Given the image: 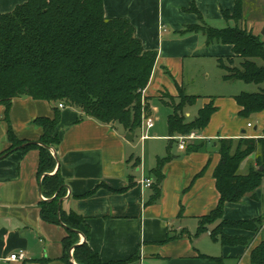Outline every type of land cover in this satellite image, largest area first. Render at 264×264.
<instances>
[{
    "label": "crops",
    "instance_id": "obj_1",
    "mask_svg": "<svg viewBox=\"0 0 264 264\" xmlns=\"http://www.w3.org/2000/svg\"><path fill=\"white\" fill-rule=\"evenodd\" d=\"M25 1L0 0V13L11 12ZM235 1L102 0L106 17L128 18L143 47L156 51L151 77L143 90V95L151 98L152 120L157 111L153 100L166 104L161 96L176 98L180 88L201 99L199 105L194 104L196 116L209 102L216 108L204 128L186 134L192 133L193 137L185 140L183 149L176 137L184 134L169 136L167 118L163 129L156 128L153 121L150 128H144V138L140 130L139 138L144 144L140 155L132 152L121 125L103 124L69 106L59 108V144L51 150L58 161L52 172L58 167L64 180V194L58 203L63 211H75L84 218L85 227L80 229L82 234L77 233L76 244L85 241L103 263L250 264L251 251L264 238V180L254 191L256 199L246 194L237 202L226 201L223 206L224 219H260L256 233L223 229L227 235L252 237L247 246L213 241L211 224L198 231L199 219L215 209L220 197L213 177L220 159L218 140L261 135L264 113L254 115L259 119V130L250 117L238 114L240 108L234 99L237 94L227 89L237 80L224 79V71L217 65V58L232 55V46L220 42L206 44L201 33L181 30L198 22L196 13L189 10L191 6L212 27H216L213 23L233 21H225L223 11L232 12ZM249 1L256 10L264 2L242 0L243 18ZM244 20L238 25L255 35L264 27L263 19ZM54 105L28 96L14 98L7 112L0 105V152L10 146L8 126L18 140L37 141L42 129L34 120L52 118ZM189 107L184 108L188 117ZM171 139L177 142V151L173 153L170 145L164 149L158 144L163 140L170 144ZM199 143L202 146L197 150L188 151L190 145ZM168 150L173 157L163 165L159 198L148 203L155 181L150 171ZM256 155L257 152L248 156L252 159L246 173L250 166H256ZM38 162L39 151L35 148L14 149L0 157V264H65L63 240L68 229L64 223H50L41 217V201L51 199L42 190ZM146 179L151 180L148 187ZM72 247L69 255L71 250L73 253ZM21 249L26 252V259H6ZM69 260L74 262L71 256Z\"/></svg>",
    "mask_w": 264,
    "mask_h": 264
},
{
    "label": "trees",
    "instance_id": "obj_2",
    "mask_svg": "<svg viewBox=\"0 0 264 264\" xmlns=\"http://www.w3.org/2000/svg\"><path fill=\"white\" fill-rule=\"evenodd\" d=\"M189 10L196 13L198 22L186 25L181 33L199 32L206 44L220 42L232 46L231 56L217 58L224 79L264 83V41L260 34L255 35L238 25L243 19L242 0L235 1L232 12L223 11L225 21L233 20L234 26L212 27L195 7L191 6ZM235 59L237 66L234 65ZM155 60L156 51L143 47L128 18L105 16L102 0H26L11 12L0 13V105L7 112L11 101L23 96L55 104L52 118L34 120L42 129L36 143L17 148L25 141L18 140L8 126L10 146L0 152V157L15 148L39 151L37 174L42 177L43 192L51 199L41 201L40 214L47 222L64 223L67 227L68 235L63 240L65 264L124 262L103 263L85 241L76 244L78 235L71 229L85 227L84 218L75 211H63L58 203L64 194V180L58 167L50 174L58 163L51 151L59 144L56 133L60 119L58 104L79 110L103 124H119L125 132L134 133L143 118L151 113V98L144 96L143 90L149 82ZM177 97L178 102L168 104L172 109L167 116L169 136L204 128L216 109L212 102L201 107L193 120L186 121L184 108L194 105L198 96L187 94L180 88ZM234 99L240 108V117L264 113V88L257 92H240ZM218 142L220 159L213 177L220 197L215 209L199 219L198 231L219 219L218 226L210 232L213 241L221 245L247 246L252 237L227 235L223 229L256 233L260 219H224L223 206L226 201L237 202L246 194L256 199L254 191L264 180V115L261 135L223 138ZM201 146L202 143L190 145L188 151ZM255 152L256 166H250L246 174H239L241 161ZM172 157L168 150L150 171L155 181L148 203L159 198L162 168ZM72 245L74 262L69 260ZM250 264H264V238L251 251Z\"/></svg>",
    "mask_w": 264,
    "mask_h": 264
},
{
    "label": "rangeland",
    "instance_id": "obj_3",
    "mask_svg": "<svg viewBox=\"0 0 264 264\" xmlns=\"http://www.w3.org/2000/svg\"><path fill=\"white\" fill-rule=\"evenodd\" d=\"M262 1H264V0H262ZM254 9H255V7H253L252 1H249L248 4L245 5V14L244 15L246 17L243 18V20L245 19L244 21H246L248 19H259V20L263 19V21H264V2L260 6L259 10L255 9L256 10L255 11ZM212 25H214V26L216 25V27H224L226 25L233 26L234 22L233 21H229V22H227V24L220 22L219 24L213 23ZM263 28L264 27H262V29L259 32V34L261 35V39L264 41V33L262 34ZM258 62H260V61H258ZM234 65H236V66L238 65V61L236 59L234 60ZM229 86L230 87L227 88V89L230 90V91H234L235 94H239L240 92L251 93V92H257L261 88H264V83L255 84V83L244 82L242 80H237L234 83H230ZM161 97H164V101H165L166 104H171V103L178 102V97H176V98L172 97L170 99L165 94H163ZM200 103H201V99L198 98L196 104L199 105ZM166 104H164L163 102L159 101L158 99H154L153 103H152V105L157 108V111L154 113V115L152 117H153L154 123L156 124V128H158V129L159 128L160 129L164 128L167 115L172 112L171 106L170 105L168 106ZM197 105H193V106H191V107H189L187 109V110L190 111V116L189 117L186 116L185 112H184L186 120H188V121L192 120L196 116ZM250 121L253 122V125H256V127H257L256 129L259 130V127H260L259 119L256 118L255 116H251L250 117ZM117 125H119V124H117ZM184 135H186V134H184ZM139 137H140V129L137 128L135 130V132H134L133 139L128 142L130 144V146L133 147V151L132 152L135 153L136 155H140V150L142 148H144V144H143V142L140 141ZM158 144L160 146H162L164 149H166L168 147V145H170L169 149H170V151L172 153L177 151V142L176 141H172L170 144H168L167 140H163V141L159 142ZM186 144H188V141L186 142ZM145 145H146V143H145ZM164 151H166V150H163V152ZM251 159H252L251 157H246L245 159H243L241 161L239 169H238V173L239 174L246 173V169H247V167L249 165V162H251ZM54 172H52V174ZM218 223H219V219H215L214 221H212L210 223L211 226H212L211 230H213L216 226H218ZM82 227H83V225L81 226V229H82Z\"/></svg>",
    "mask_w": 264,
    "mask_h": 264
},
{
    "label": "built area",
    "instance_id": "obj_4",
    "mask_svg": "<svg viewBox=\"0 0 264 264\" xmlns=\"http://www.w3.org/2000/svg\"><path fill=\"white\" fill-rule=\"evenodd\" d=\"M58 107L59 108H62L63 105L62 104H58ZM153 125V120L151 118V116H147V117H144L143 120H142V123H141V126H140V130H141V138H144L145 137V134H143V130L144 128H150L151 126ZM247 126L248 127H251V123L248 122L247 123ZM193 137V134H189V135H180V136H177V140H178V146L180 149H183L185 147V140L188 139V138H191L192 139ZM151 185V180L150 179H146L145 180V186L148 187ZM70 256L72 257V250L70 251ZM7 260L9 261H21V260H24L26 259V252L24 250H18L16 252H12L10 253L7 258Z\"/></svg>",
    "mask_w": 264,
    "mask_h": 264
},
{
    "label": "water",
    "instance_id": "obj_5",
    "mask_svg": "<svg viewBox=\"0 0 264 264\" xmlns=\"http://www.w3.org/2000/svg\"><path fill=\"white\" fill-rule=\"evenodd\" d=\"M263 33V32H262ZM133 135H134V133H126V135H125V139L126 140H128V141H131L132 140V138H133ZM37 141H33V142H25V143H23V144H21L20 146H18L17 148H20V147H24V146H26V145H28V144H30V143H36ZM17 148H15V149H17ZM51 150H52V148H51ZM262 169V167H259V170H261ZM69 229H71V228H69ZM71 230H73V231H75V232H77V233H79V234H82V232L80 231V230H75V229H71ZM74 247V246H73ZM73 247H72V249H73Z\"/></svg>",
    "mask_w": 264,
    "mask_h": 264
}]
</instances>
